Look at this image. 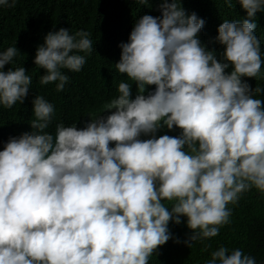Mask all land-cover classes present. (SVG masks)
Wrapping results in <instances>:
<instances>
[{
    "label": "clouds",
    "instance_id": "clouds-1",
    "mask_svg": "<svg viewBox=\"0 0 264 264\" xmlns=\"http://www.w3.org/2000/svg\"><path fill=\"white\" fill-rule=\"evenodd\" d=\"M239 3L247 18L217 29L222 60L198 37L205 21L180 0H164L159 17L142 15L116 63L139 91L130 99L131 85L120 83L108 116L82 129L60 123L47 132L54 106L33 99L34 131L10 137L0 151V264H148L172 238L170 221L187 218L190 246L218 235L238 194L253 186L264 193V101L253 98L264 88L242 79L264 64L255 32L264 0ZM89 35L47 33L34 58L46 73L40 83L62 91L69 79L62 69L79 72L86 61L78 53L93 50ZM17 54L16 47L0 53L6 108L30 90L23 67L3 71ZM146 85H155L147 96ZM174 126L179 136L159 135ZM165 201L175 203L169 209ZM227 253L221 247L208 264H255L241 250Z\"/></svg>",
    "mask_w": 264,
    "mask_h": 264
},
{
    "label": "trees",
    "instance_id": "trees-1",
    "mask_svg": "<svg viewBox=\"0 0 264 264\" xmlns=\"http://www.w3.org/2000/svg\"><path fill=\"white\" fill-rule=\"evenodd\" d=\"M163 2L148 0L151 6L147 7L139 0H16L13 8L0 6V53L9 47L18 49L13 62L5 65L3 71L23 67L31 77L29 94L22 104L17 102L10 108L0 104V151L10 137L34 131L31 122L36 118L32 101L36 96H42L54 106L52 121L46 129L49 133H55L60 123L82 129L92 120L107 117L108 114H102L103 110L119 97L120 83L131 85L130 99H134L139 91L137 85L134 87L136 82L116 68L121 53L119 45L128 41L134 24L142 15L161 16L158 6ZM180 4L186 13H195L205 21L198 37L222 60L223 46L215 41L217 29L224 21L242 22L247 18L239 0H231L232 7L226 0H180ZM256 23L255 32L264 53V11L256 13ZM61 28L68 29L73 35L80 31L89 33L93 50L78 53L86 61L79 72L62 69L69 79L64 89L57 91V82L40 83L41 76L46 73L34 64V58L46 34ZM231 71V66L226 69V72ZM242 79L250 89L264 88V64L257 77ZM154 90L155 85H146L144 95ZM253 98L264 101V92L253 91ZM164 129L159 132L160 136L176 137L181 132L175 126L172 130ZM164 203L170 209L175 201ZM226 207L230 215L226 223L217 226L218 235L193 240L190 246L186 241L193 230L187 227V218L181 217L179 224L170 221L168 229L172 238L157 248L148 258V264H208L212 254L221 247L228 250L227 254L241 250L254 258L255 264H264V193L253 186L238 194V200Z\"/></svg>",
    "mask_w": 264,
    "mask_h": 264
}]
</instances>
